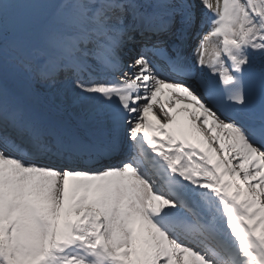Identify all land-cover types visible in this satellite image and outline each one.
<instances>
[{
  "label": "snow or ice",
  "instance_id": "6c2138e0",
  "mask_svg": "<svg viewBox=\"0 0 264 264\" xmlns=\"http://www.w3.org/2000/svg\"><path fill=\"white\" fill-rule=\"evenodd\" d=\"M0 264H264V0H0Z\"/></svg>",
  "mask_w": 264,
  "mask_h": 264
},
{
  "label": "rangeland",
  "instance_id": "374dc122",
  "mask_svg": "<svg viewBox=\"0 0 264 264\" xmlns=\"http://www.w3.org/2000/svg\"><path fill=\"white\" fill-rule=\"evenodd\" d=\"M38 87V85L36 86V88ZM59 89L61 88L60 86H57ZM44 88V87H42ZM54 102H56L57 104L61 105L62 107L68 109L71 113V115L75 116L80 114L81 108L82 106L74 101L73 99V95L70 92V95L67 96L65 99H59V100H55Z\"/></svg>",
  "mask_w": 264,
  "mask_h": 264
},
{
  "label": "bare ground",
  "instance_id": "6f19581e",
  "mask_svg": "<svg viewBox=\"0 0 264 264\" xmlns=\"http://www.w3.org/2000/svg\"><path fill=\"white\" fill-rule=\"evenodd\" d=\"M191 51L193 52V49H192ZM192 58H194V56H192ZM61 77H63V76H61ZM60 87H61V86H60ZM55 90H56V91H60V89H58V87H57L56 89L48 90V92H43L42 90H40V89L37 87V91L40 93V95L42 96V98H43L46 102H48L49 104H51L53 107L56 106V105L54 104V101H53V98H52V95L54 94ZM165 95H166V96H167V95H172V93H171L169 90L165 89ZM56 96L58 97V95H56ZM162 98H164V97H162ZM175 99H176V97L173 96V100H174V101H175ZM56 107L60 108L59 106H56ZM175 107H176V109L178 110V109L181 107V105L177 104ZM60 112H61L65 117H68V118H71V117H72V116H70V115H67V114L63 113L62 111H60ZM114 162H115V161H114Z\"/></svg>",
  "mask_w": 264,
  "mask_h": 264
}]
</instances>
